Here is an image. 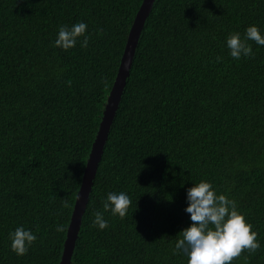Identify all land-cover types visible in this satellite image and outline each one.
I'll use <instances>...</instances> for the list:
<instances>
[{
	"label": "trees",
	"instance_id": "16d2710c",
	"mask_svg": "<svg viewBox=\"0 0 264 264\" xmlns=\"http://www.w3.org/2000/svg\"><path fill=\"white\" fill-rule=\"evenodd\" d=\"M143 0H0V264H59L82 175ZM87 23V48L54 47ZM264 32V0H155L82 217L71 264H187V189L208 180L234 200L264 264V46L234 59L226 37ZM82 39V37H81ZM221 57L222 59H217ZM126 192L125 217L104 212ZM67 200L71 207L65 208ZM66 225L57 232L56 225ZM37 235L25 255L9 232Z\"/></svg>",
	"mask_w": 264,
	"mask_h": 264
},
{
	"label": "clouds",
	"instance_id": "9594fccd",
	"mask_svg": "<svg viewBox=\"0 0 264 264\" xmlns=\"http://www.w3.org/2000/svg\"><path fill=\"white\" fill-rule=\"evenodd\" d=\"M87 28L84 21L71 26L60 25L53 46L67 51L75 48L79 42L81 48H87L90 39L86 34ZM249 40L264 46V32L258 25H249L243 38L238 32L230 33L226 37L229 55L237 60L242 56H254ZM186 200L187 206L184 210L190 214L191 224L180 231L181 237L175 244V251L186 255L187 264H232L233 259L239 257L245 249L255 252L260 248L257 233L239 211L236 202L224 194H217L211 181L202 179L193 182L187 189ZM130 204L131 199L126 192H108L103 200V211L93 213V225L101 230L107 228L108 221L104 218V212L110 211L112 215L123 218ZM63 206L71 207L67 200L63 201ZM65 228L64 224L56 225L57 232H63ZM37 239L32 229L23 225L9 232L11 249L17 255L27 254Z\"/></svg>",
	"mask_w": 264,
	"mask_h": 264
},
{
	"label": "water",
	"instance_id": "95a60500",
	"mask_svg": "<svg viewBox=\"0 0 264 264\" xmlns=\"http://www.w3.org/2000/svg\"><path fill=\"white\" fill-rule=\"evenodd\" d=\"M154 2L155 0H143L130 27L126 44L120 59L118 71L112 88L108 94L102 112V119L99 124V129L91 146V150L82 175L80 188L76 195V201L67 228L66 239L63 244V251L59 264H71V258L74 252L76 240L78 238L82 217L86 211L98 165L103 155L111 125L121 102L122 94L126 86V80L130 74V69L132 67L139 38L144 29L145 22L151 13Z\"/></svg>",
	"mask_w": 264,
	"mask_h": 264
}]
</instances>
